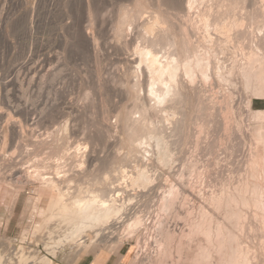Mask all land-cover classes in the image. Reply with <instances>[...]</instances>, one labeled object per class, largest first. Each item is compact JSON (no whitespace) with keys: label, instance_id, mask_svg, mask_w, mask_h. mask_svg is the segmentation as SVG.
Returning a JSON list of instances; mask_svg holds the SVG:
<instances>
[{"label":"bare ground","instance_id":"1","mask_svg":"<svg viewBox=\"0 0 264 264\" xmlns=\"http://www.w3.org/2000/svg\"><path fill=\"white\" fill-rule=\"evenodd\" d=\"M85 1L89 27L84 39L97 63L99 9L92 0ZM128 4L118 8L112 25V36L118 41L112 46L119 52L133 45L134 38L126 37L128 25H135L139 39L137 45L134 42L133 56L124 57L134 67L129 66L117 82L131 101L126 110L119 105L122 110L115 108L120 110L115 123L119 134L113 143L124 152L94 157L85 146L69 151L64 124L49 139L28 138L36 148L51 150L42 160L15 167L11 157L4 158L2 163L12 169L8 177L1 171L5 177H0V187L7 179L17 187L11 196L4 191L0 194V202L9 201L5 220L13 215L21 190L29 185L31 195L25 209H29L31 225L22 234L30 236L27 241L32 246L16 245L14 251L10 239L2 237L0 264H76L88 255L99 260L105 254H114L124 264H264V107H253L255 100L264 103V0H131ZM143 12L147 14L142 17ZM182 17L191 20L193 28ZM192 32L197 33L195 40ZM106 81L99 88H107ZM212 83L218 88L226 85L219 99L205 94ZM237 87L241 95L235 103ZM243 113L250 118L247 125L253 126L247 132L253 146L244 160L245 169L237 178L226 179L218 173L216 189L205 192L199 183L194 192L189 182L186 186L182 170H175L176 161L182 159L175 150L190 138L188 126L196 124L199 134L224 130L233 136L243 129L238 118ZM102 114V126L98 124L107 136L109 116ZM252 120L257 124L252 125ZM16 124L12 121L7 128L11 138L24 132ZM88 141L94 142V134ZM215 146L212 140L204 149L209 152ZM197 163L198 159L190 160L187 170L201 179L204 176L195 169ZM156 166L167 167L174 179L158 195L154 217L146 211V199L164 170L155 171ZM193 193L201 203L184 207L186 220L175 222L177 211L183 212L181 207L176 211L179 197ZM134 239L137 250L128 260L130 252L124 255L121 250ZM37 242L46 254L35 248Z\"/></svg>","mask_w":264,"mask_h":264},{"label":"rangeland","instance_id":"2","mask_svg":"<svg viewBox=\"0 0 264 264\" xmlns=\"http://www.w3.org/2000/svg\"><path fill=\"white\" fill-rule=\"evenodd\" d=\"M92 1L94 6H96V10L99 9V11L97 10V13L99 14V22L97 24L99 27L97 29L101 39L98 40L100 43V59L97 62L98 64L95 62L93 63V59L84 39L89 27V17L87 15L85 0H0V138L3 139V141L0 139V173H2L0 174V177L2 176L3 178V172H5V176L8 177V173L12 169L10 168L12 166L7 167L2 163L4 158L10 159L11 157V161L15 164V167H26L36 161L42 160L44 156H48L51 153L49 148H36L31 142H27L29 141L28 138L30 137V139H34L36 137H46V139H49L55 134V132H60L59 130L64 124H67L68 127V139H66L65 143L66 146H70L68 149L69 151L80 147L83 149L85 146L87 149H90V152H93L92 155L94 157L98 155L103 156L108 154V152L109 154L112 152H124L123 149L118 150L117 146L113 143L119 134V131H117L119 125L116 126V124H118V117L116 116H118L117 112L120 110L116 111V109H121L119 107L121 106L126 110V108L131 105V101L127 100L126 96H124L126 94H124L125 91L123 92V90H125L123 85L120 86V83L118 85L117 82H119V79L124 76L123 73L131 69V67H134V64L132 65L129 62L128 65L124 57H131L134 54L133 47H135L139 41V39L137 40V35L135 36L137 28L134 27L135 25L133 24L127 26L126 29L128 30L126 31H128V35H126V37L129 38V36H132V38H134L133 45L128 48V51L124 50V52H119L114 48L118 41L113 37V23L115 22L114 19H116L118 8L122 5H127L131 0ZM170 12L174 13L175 11L170 10ZM146 14V12H143V15H141L143 17ZM181 20L185 23L188 21L186 23L188 26L191 21L186 19V17H182ZM179 21L180 20H176V22ZM195 24L198 23L196 22ZM109 26L112 29L109 28ZM185 26L188 27L187 25ZM190 26L193 28L191 24ZM189 27L188 29H190ZM192 33L191 39L195 40L193 37H196L197 33ZM95 67H99L100 69L98 68V70ZM95 72L97 74L99 72L98 76H100V78ZM7 81L9 82V85ZM105 81L106 86L108 85V87L105 88L104 86L103 88H99L101 82L104 83ZM107 82H109V84ZM212 85V88L207 89L205 94L209 98L215 99L217 97L219 99V95H222L223 92L225 93L226 85H223L221 88H218L214 83H212ZM236 89L237 90L233 95V100L236 101L235 103H238L241 89H238V87ZM100 90H102L103 95ZM138 91L143 93V90ZM255 101L257 104H254V108L264 107L262 100ZM127 105L128 107H126ZM100 108H102L103 111ZM102 113H106L109 116L107 117L108 120H106V123L110 126V132L107 136L106 134L104 136L101 127ZM243 114L244 115L238 117L242 121L241 125L243 129H241L242 131L235 133L233 136L228 135L229 133L224 130H220L221 132L208 131L209 133L202 132L199 134L197 132L196 124L192 122L188 126L187 131L190 138L181 144L179 149L175 150L176 152L180 151L182 154V159H178L175 163V170L178 168L177 172L182 170V178L186 182V186L189 182V185L190 187H193L194 192L200 187L199 183L202 185L205 192L216 189L218 184L215 183H218V178H216L218 173L226 179L231 177L237 178L240 176V173L243 172V169H245L246 163L244 160L248 154L247 152H249L253 146V142L247 132L249 129L253 128V126L247 125L251 124L249 123L250 118L245 113ZM11 120L17 122L16 125H18V130H20L19 124L23 127H21V130L24 131L22 132L23 134L19 133L18 136H12L11 138L10 131L7 130V128H10L9 125L12 122ZM98 123H101V126ZM254 123L255 122L252 120V125ZM95 131L97 133H95ZM100 132L101 135H99ZM93 134L94 142L96 143L88 141L90 137H93ZM95 137L99 140L97 138L95 139ZM105 137L108 139H105ZM211 139L215 140L216 146L208 152L204 148L209 141H212ZM196 140L198 141L196 142ZM192 159H198L195 169L197 172L201 171L203 173V178L201 177V179H199L195 172H189L187 170V163ZM96 163L97 162L95 161L94 165H96ZM2 164L3 167L5 166L4 168L1 167ZM94 165L91 164L90 166ZM126 168L128 169L130 167ZM157 168L160 170V173H163L155 180L157 186L152 194L150 193L151 198L150 195H148V197L146 196V205L148 207L146 211L152 212L153 215L150 213V216L154 217L157 216L156 208L159 202L158 195L160 196L164 193L168 188L167 185L169 181H173L174 179L173 175H169L170 173L168 172L169 169L167 167L160 168L156 166L155 169H153L158 171ZM161 169L164 170L161 172ZM215 170L217 171L216 173ZM6 181L7 182L1 183L0 194L4 191L8 194L7 196H11V192L13 191L12 193H14L17 187L14 186V180H11L13 183L9 179ZM7 183L9 186H7ZM30 188L31 187L27 185L21 190V197L18 199L13 215L7 222L5 219L8 214L7 206L9 201L6 199L5 201L0 202V239L2 237L9 238L11 241L10 245L13 248H15L16 245L30 248L32 246V244H29V241H27L30 236L28 234H22L24 233V229L27 230L31 225V220L27 215L29 209H25L28 204L27 198L31 195ZM187 196L188 197L185 198L181 196L184 198V202L183 199L179 197L176 203V206L178 205L176 211L182 208L183 212L181 213V210H178L177 212H180L179 218H174V221L177 220L178 222L184 223L183 221H185V218L187 217L184 213V207L187 206L189 208L193 203V206L201 203V200L196 199V193ZM185 199H187V202ZM190 200L192 201L190 202ZM141 209L142 211L144 210L142 207ZM145 213L146 212L144 211L142 212V214L146 215ZM20 235L21 238L19 237ZM134 243L135 239L132 243H127L124 246V249L122 248L121 250L124 255H126L128 251L130 252L128 260L133 257L132 255H134V252L137 250V246ZM18 246L14 251L18 249ZM35 248L38 249V251H43V245L40 246V242H37ZM42 253L46 254L44 251ZM47 256L49 255L47 254ZM93 257V255L83 257V259L76 264H124L122 261H117V256L114 254H105V256L99 257V260L95 257L94 259ZM63 263L64 262H60V264Z\"/></svg>","mask_w":264,"mask_h":264}]
</instances>
